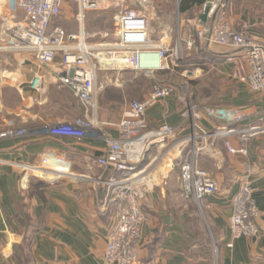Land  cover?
Segmentation results:
<instances>
[{"label": "crops", "instance_id": "obj_1", "mask_svg": "<svg viewBox=\"0 0 264 264\" xmlns=\"http://www.w3.org/2000/svg\"><path fill=\"white\" fill-rule=\"evenodd\" d=\"M74 7L75 13L67 18L78 22L76 4ZM66 8L65 3L64 11ZM230 15L237 27H246L251 36L264 41V0H232ZM151 26L157 42L171 43L180 33L185 44L193 33L179 19L163 21L158 30ZM225 52L218 46L211 51L204 47L186 50L185 58L194 57L195 61L186 62L183 76L193 80L213 74L220 81L232 77L235 89L215 105L242 109L247 120L264 117V94L234 77L235 70L245 72L247 68L242 62L227 61ZM59 60L45 66L24 52L0 54V133L10 128L28 131L23 136L0 138V264H104L107 237L119 213V202L111 201L112 188L107 181L120 174L97 163L107 151L106 141L100 137H55L46 131L49 125L73 121L83 113L74 92L53 79ZM151 62V71L160 70L157 58ZM100 71L112 72L115 80L102 86L97 83L99 119L115 122L130 103L125 74L144 70L106 67ZM183 108L174 93L147 110L149 130L168 123L177 132L172 139L153 146L138 166L140 179L131 180L143 189V222L135 264H264V135L246 142L232 139L235 147L247 149L245 155H233L225 138L202 137L200 131L196 136L182 118ZM200 124L211 133L219 121L204 117ZM107 132L118 136L113 127ZM194 147L204 148L199 166L219 185L218 192L201 203L184 197L182 188L181 163ZM45 158L64 159L71 173H50L51 178L31 168L41 167ZM247 174L256 188L259 233L236 238L230 227L233 197Z\"/></svg>", "mask_w": 264, "mask_h": 264}, {"label": "built area", "instance_id": "obj_2", "mask_svg": "<svg viewBox=\"0 0 264 264\" xmlns=\"http://www.w3.org/2000/svg\"><path fill=\"white\" fill-rule=\"evenodd\" d=\"M156 1L72 0L77 6L75 17L80 29L68 33L63 26L54 25V20L64 12L66 0H0V54L6 51L24 52L45 66L55 64L60 57L53 79L69 87L83 108L78 118L49 125L46 131L55 137L104 139L107 151L97 158V163L102 167H112L120 174L119 178L107 181L112 188L111 201L119 202V213L107 237L104 264H135L138 260L143 189L132 185L131 180L140 179L139 164L153 146L172 139L177 128L163 123L156 129H148L147 110L158 100L175 93L174 88L169 86H157L146 99L131 101L118 121L100 120L98 72L106 67H130L151 72V59L154 57L160 61V69H168L169 52L180 59L186 50L204 47L211 51L218 46L225 49L227 61L242 62L246 66L245 72L235 70L234 77L247 84L252 91L264 94V41L251 36L246 27L235 25L230 15L232 0H204L185 11L180 8L182 0H175L179 20L191 27L193 33L185 44L178 33L174 49H171L170 42H157L152 37L150 8L153 9ZM112 9L115 10L112 31H86L84 21L87 12ZM204 14L205 19L202 17ZM104 59L110 60V63L105 64ZM204 117L219 121L213 132L208 133L202 128L200 121ZM246 117L242 109L191 103H186L182 112L183 120L190 123L196 136L200 131L202 137L225 138L226 147L233 155H245L247 149L235 147L232 139L246 142L264 135V117L249 120ZM108 127L115 128L118 136L109 135ZM27 133L26 128H10L2 131L0 138ZM203 150V147H194L181 163L183 195L197 203L219 190L213 175L199 166L198 158ZM49 165L52 167L48 168ZM31 168L47 174L71 173L68 163L62 158H45L41 167L31 165ZM255 191L250 176L245 175L233 197L230 227L236 238L253 237L259 233L260 211Z\"/></svg>", "mask_w": 264, "mask_h": 264}, {"label": "rangeland", "instance_id": "obj_3", "mask_svg": "<svg viewBox=\"0 0 264 264\" xmlns=\"http://www.w3.org/2000/svg\"><path fill=\"white\" fill-rule=\"evenodd\" d=\"M66 7L63 14L54 20V24L63 26L68 33H75L78 30L77 25L79 22H75V18L73 19L70 16L67 18V14L75 13L72 0H66ZM176 8L177 4L175 0H157L155 2L153 9L150 8V14L152 17L154 16L152 24L156 30L162 27L163 21L174 22L176 19H180L176 14ZM114 14V9L88 12L85 15L84 21L86 31L91 33L112 31L114 28ZM191 14L193 15L194 11ZM97 38L93 40H97ZM176 41L177 38L174 36L171 41V49H174ZM183 54L180 59H177L175 55H172V52H169L167 60L169 64L168 69L126 73L124 79L126 78L125 80L129 84L128 86L126 85L128 87L129 102L140 100L157 86L174 88L175 95L180 105L183 106L186 103L198 106L215 105L221 103L224 97L231 95V92L235 89V82L230 81V79H233L232 77L228 79L225 76L223 81H220L213 74H207V76L197 77L193 80H189L183 76L186 62L188 61L190 63L195 61L194 57L185 58L186 56ZM114 78L115 75L112 72L99 71L97 75L98 86H102L107 81H113L115 80Z\"/></svg>", "mask_w": 264, "mask_h": 264}, {"label": "trees", "instance_id": "obj_4", "mask_svg": "<svg viewBox=\"0 0 264 264\" xmlns=\"http://www.w3.org/2000/svg\"><path fill=\"white\" fill-rule=\"evenodd\" d=\"M203 1L204 0H182V4L180 8L182 11H185L191 8L194 4H201Z\"/></svg>", "mask_w": 264, "mask_h": 264}, {"label": "bare ground", "instance_id": "obj_5", "mask_svg": "<svg viewBox=\"0 0 264 264\" xmlns=\"http://www.w3.org/2000/svg\"><path fill=\"white\" fill-rule=\"evenodd\" d=\"M104 63H105V64H108V63H110V60H108V59H104ZM49 176H51V174H49ZM51 178H52V176H51ZM53 179H55V178H53Z\"/></svg>", "mask_w": 264, "mask_h": 264}, {"label": "water", "instance_id": "obj_6", "mask_svg": "<svg viewBox=\"0 0 264 264\" xmlns=\"http://www.w3.org/2000/svg\"><path fill=\"white\" fill-rule=\"evenodd\" d=\"M202 17H203V19H205L206 18V15L204 14Z\"/></svg>", "mask_w": 264, "mask_h": 264}]
</instances>
